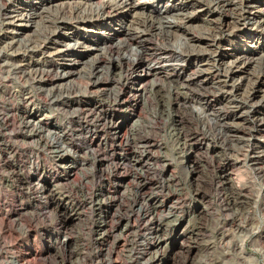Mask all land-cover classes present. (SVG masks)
I'll return each mask as SVG.
<instances>
[{
  "label": "rangeland",
  "instance_id": "1",
  "mask_svg": "<svg viewBox=\"0 0 264 264\" xmlns=\"http://www.w3.org/2000/svg\"><path fill=\"white\" fill-rule=\"evenodd\" d=\"M97 1L9 2L14 14L11 13V19L3 20V23L10 20L11 24H2L1 31L8 38L15 37L14 42L22 41L25 47L18 48L17 52L7 53V57L11 55L13 60L6 58L4 64H7L6 70L11 71L13 81L4 82L3 76L9 73L3 71V76L0 74V106L9 109L10 105L14 104V108H23L27 115L10 120L0 119V264H264V177L250 167L249 157L241 158L240 163L233 162L235 167L229 177L238 180V175L242 176L239 180L247 187L251 205L245 212H237L234 209L224 211L222 196L216 189L220 174L215 156L219 155L220 148L218 140L214 138L218 133H215L213 128L203 126V115L196 120L202 108L197 101H192L187 108H181L169 98L168 112L171 114H168V117L166 111L161 113L160 106L151 101V84L154 80L151 76L145 80L146 87L139 93L145 96V104L139 99L123 105L122 109L113 108L110 111L105 108V112H109V120L113 118L115 123L112 126L113 132L119 125L120 129L116 132L120 140L126 136L131 139L129 130L138 123L143 127L141 130L145 132L137 131L132 134L137 142V138L148 137L152 145L150 159L142 166L134 167L121 160L124 155L129 159L135 152H139V144L138 151L134 145L128 151V147L123 145L124 143L119 145V141L112 147V143L107 140L104 146V132L98 136L99 147L91 145L87 148L82 144V141L89 143L91 140L83 130L102 123L101 116L93 115L89 110L94 106L89 104L96 103L99 99L85 96V88L71 85H76L79 75L88 73L91 61L103 55L104 51L101 49L105 39L110 36L108 29H140L134 22L140 18L138 11L141 10L113 16L100 24L92 20L90 23L78 25L69 22L67 26L53 29L47 21L58 12L60 16L63 9L76 10L82 18L92 16V11L98 5ZM255 1L258 4L253 9L256 12L254 20V17L246 16L233 23L231 18L221 15L225 35L217 47L205 46L202 43L197 45L196 41L191 40L193 32L201 36L210 33L208 28L217 14L207 5L197 8L190 0H101V3H118L117 6L121 10L126 2L145 3L151 10H169L165 15L170 22H180L179 15H176L179 11L192 13L195 18L186 26L187 29L176 28V32H172L174 34L168 37V42L178 52L193 48L194 51H206L205 53L209 54L217 50L223 60L222 63H217L216 67L219 66L222 70L228 67L233 69V72L226 78L225 83H220L221 87H211L226 92V97L233 98L235 95L244 97L247 91L254 87L255 75L262 70V66L264 69V34L258 29L255 30L256 25L264 21V0ZM209 9L211 11H208ZM48 16L51 17L47 18ZM52 31H55L52 40L47 42L45 49L39 48L43 50L36 52L35 56L21 50H31L34 43L42 42L43 33ZM146 35L155 38V32ZM119 38H115L114 45L118 43ZM96 42L98 45L94 47ZM132 47L134 48V45ZM17 56L20 58L14 60ZM44 60H52L56 67H59L58 72L52 68L49 70L47 75L50 78L57 73H64L60 70L61 67H70L74 73L66 81L52 85L14 80L19 76L15 77L12 73L20 67H24L27 73H31V77L39 80L41 74L39 71L35 73L34 68L42 69ZM191 62L193 67L198 66V61L194 58ZM15 63V66L9 65ZM201 66L204 68L203 76L207 79L214 80L222 74L212 67V63ZM10 67L13 69L10 70ZM152 67L159 68L158 65ZM117 74L114 72L115 76ZM42 77L47 78L43 75ZM235 88L239 90L234 95ZM104 90L111 93L112 86ZM258 90L255 98H264V85ZM77 102L81 104L78 106ZM77 107L83 112L72 116L70 112ZM219 107L215 104V110ZM260 115L264 116V106ZM123 117L129 119L127 125L122 124ZM179 119L183 122L178 125L175 120ZM239 121L235 120V123ZM106 125L109 132L111 127L108 121ZM36 128L38 132H32ZM179 130L182 132L179 133ZM256 141L264 144V138L257 137L254 142ZM44 142H50L57 150L62 148L59 150L61 152L68 150V154L58 155L53 147H45L42 144ZM206 148H209L207 152ZM260 152H264V146ZM118 163L120 169L117 172L125 175V179L122 186L113 193L114 199L109 200L105 188L110 180L105 174L114 172L113 168ZM191 164L195 167L194 172L188 168ZM45 171L48 173H44ZM142 172L144 180L150 184L137 193L135 177L142 181ZM34 187H43L46 193L34 191ZM50 190L62 196V199L59 198L62 200L61 209H67L66 214H63L60 208L57 210L47 203L46 197ZM99 191L102 193H98ZM151 193L158 195L159 201L167 200L165 205H174L177 221L173 223L174 227L166 241L158 247L152 245L145 258L139 259L144 248V235L155 230H158L156 235L159 238L167 234L163 230L165 222H159L157 217L153 219L155 224L152 228L148 226L147 220L146 223L145 220L141 221L142 215L152 213L151 206L146 205ZM93 194L96 198L91 203ZM139 206H142V212H139ZM98 212L103 215H97ZM153 215L155 216V213ZM102 219L107 222V230L111 231V227H117L115 232L106 233L103 237L101 231L95 230V223ZM144 223L152 230L145 231ZM138 224L142 227H138ZM183 232H186V238L182 241L179 238ZM223 234L227 235L226 240H222ZM162 254L165 256L162 257ZM156 255H159L158 258L148 263V259Z\"/></svg>",
  "mask_w": 264,
  "mask_h": 264
},
{
  "label": "bare ground",
  "instance_id": "2",
  "mask_svg": "<svg viewBox=\"0 0 264 264\" xmlns=\"http://www.w3.org/2000/svg\"><path fill=\"white\" fill-rule=\"evenodd\" d=\"M9 2L10 0H0V74L3 76V71L4 73H9L7 76L4 75L3 78L2 77L0 78H2L4 82L6 83L13 81V79L11 78L12 76L10 75L11 71L10 72L7 71L6 70L7 64H4L5 63L4 61H6L5 60L6 58H9V59L12 58L11 55H8L7 57V53L11 51H16V50L18 51L19 50L18 48L25 47L22 44L23 43L22 41L19 42L18 40L17 42H14L13 40L15 37L8 38V36L3 34V32L1 31V28L3 26L2 24H5V25L11 24V21L9 19H8L9 21H5V23H3V20H6L7 18L11 19V16H12L11 13H13V9H11V6H9ZM97 2H98V5L92 11L93 13L92 16L88 14L89 16L82 18L79 16L76 10L71 11L70 9L69 11L67 9H63L60 12V16L58 15L59 14L58 12L56 15L52 17L51 16L47 17V18L51 17L50 18L51 20L47 21L48 22L47 24H49L51 28L56 29L58 27L67 26L66 24L69 22H73L72 24L74 25L87 24L92 21L94 23L100 24L106 19H111L113 16L117 17L120 14L126 15L129 12L135 11L137 9L141 10V11H138L139 13L137 12L140 18L134 22L136 27L140 28L138 29V31L137 29H134L133 27L126 28L122 31L116 30L114 28L113 29L107 28L108 31L110 32L108 33L110 34V36H108L105 39L104 46L101 49L104 51L103 55L91 61L89 70H87L88 73L85 72L87 76L86 74L79 75L78 77L79 79L75 82L76 85H71V86H78V87L81 86L85 88V90L83 89L85 91L84 93L85 96H88L91 98L94 97L96 99H99L98 102L96 103L91 102L89 104V105H94L93 107L89 108V110L91 111L93 115L98 116L99 114L101 116L100 122L102 123L101 125L96 124L95 126L93 125V127L90 126L91 128L87 127L83 130L86 137L91 138V140L89 143H83L82 141V144L87 148L89 146L91 147V145L99 147L100 142L98 140L99 138L98 136H100V134L104 132L106 134L104 138L105 139L104 146H106L105 144L107 143V140L108 142L110 141L112 143V147H113V144L119 141L120 142L119 145L120 144L122 145L124 143L123 145L127 146L128 147L127 149L129 151V148H132V145H134V148L137 149V145L139 144V148H138L139 152H135V154L130 156L129 159L127 158V156L124 155V157L122 156L121 160L126 161V163H129L131 164V166H134V167L144 165V163H146L150 159L149 158L151 154L150 148L152 147L151 142L148 137H143L139 139L137 138L138 142L135 141L136 138L134 140L132 137L133 133L135 132L137 133V131L139 132L142 131L141 129L143 127L141 126V124L138 123L130 130L128 129L129 133L131 134V139H129L128 136H126L125 138L123 137V139L120 140L119 135L116 132L117 130L120 129L119 125L116 124L117 125V128L115 129L116 131L113 132L112 126L113 124L115 125V123L113 122V118L109 120L108 118L109 112L108 113L105 112L106 111L105 108H109L110 111H112L113 108L122 109L123 105H127L129 104V102L139 100V99L143 104H145V100H146L145 96H143L142 94L139 95V93L143 88L146 87L145 80L148 77L153 76L154 80L151 84V88H153V97L151 101L154 104H157L160 106V108L162 109L160 111L161 113L166 111L167 116L169 117V115L171 114L170 111L168 112L170 103H167V102L171 98L173 100V103L177 104L178 107L181 106V108L182 107L187 108L188 105H190L192 101H197L198 103H200V106L202 107L201 113L197 115L196 120L199 119V116L203 115L201 116L203 118V124H204L203 126L213 128L215 129L214 132L218 133L217 137L214 138L216 139V141L218 140L217 142H219L218 144L220 148L219 155L215 156L216 163H217L216 165L219 169V174H220L219 180H217L216 189L222 196V203H224L223 205L224 211H229V209H234L237 212L238 211H241V212L248 211L251 205L250 204L251 199L249 198V193H248L246 185H244L242 181L239 180L240 178H242V176L240 174L239 175L237 174L239 178L238 180L237 179L234 180L233 178L231 179L229 177V173L232 172L233 170L232 168L235 167L233 166V162L240 163L241 158L249 157L248 163L250 167H252L256 171V173L264 177V167H262V165L264 164V155L259 156L260 155L259 153L264 154V152H260L264 144L257 143V141L256 143L254 142V140L257 137L264 138V116L260 115V112L262 111L263 106H264V98H261V99L255 98V95L259 91L258 89L264 85L263 66H262V70L258 72L254 77V80H255L253 82L254 87H251V89L247 91L244 97H238L237 95H235V92L239 90V88H235L234 93H233L235 96L233 98L232 97L228 98L225 96L226 92L215 90L211 87V86L214 87L215 85L220 86V83H225L226 78H229L233 72V69L228 68V67L225 70L224 69L222 70V68H220L219 66L218 68L216 67V64L217 63L219 64L220 62L222 63V60H223V57L217 50H214L209 54L205 53L206 51L205 52L204 51H194L193 48L192 50L178 52L173 47V45L170 42H168L169 41L168 37L169 36L171 37V35L174 34L172 32H174L176 28L187 29L186 26L189 25L195 18L192 15V13H189L186 11L185 12L179 11L180 13L178 12V14L176 15H179L180 22H170L167 19V16L165 15V13L168 12L169 10H166V11L151 10V8L149 9V7H147L145 3L138 2L137 4H134L131 2L130 3L123 2L124 9L121 10L117 6L118 3H114V2H112L114 4L110 2L101 3V0H98ZM190 3H192V5H195L197 8H201V7L203 8L204 5H207V7L209 6L210 9H212V11H215L217 14L214 21L210 24L213 27L211 26H209V28L207 27L208 30H210V33H208L205 36H201V34L198 35L195 32H193L191 34V40L196 41L197 45H200V43H202L205 46L207 45V46H216V47L221 42L222 38L225 35L224 31L222 30L224 22L222 21L221 15L228 16L229 18L232 19L233 23L238 22V20L244 19L246 16H252L254 18L252 17L251 18L252 20H254L256 12H254L255 10L253 9L258 4L255 0H240V2L238 3L235 0H190ZM122 5L123 4H121V6ZM210 9L208 11H211ZM190 29H191V26H190ZM257 29L259 31H262L264 34V21L256 25L255 30ZM151 32H155V36H154L155 38L147 37L146 34L151 33ZM54 34H55V31L48 32V33L45 32L43 33L42 42L38 43L40 45L36 44L37 42L35 41L36 43L34 44L36 46L33 45L34 47H32L31 50H29V48H22L21 50L31 55L36 54V52H41L43 49H45L47 42L52 40L51 38L54 36ZM119 37H122V39H120ZM115 38H119V40H118V43L114 45L113 41L115 40ZM8 39H10L9 42L7 41ZM50 45H51V42H50ZM97 45H98V42L93 44L94 47ZM133 45H134V48L132 47ZM41 47L43 49H39ZM18 58L20 57L17 56L16 58H14V60ZM193 58L198 61L197 62L198 66L193 67V63L191 62ZM2 63H3V66H1ZM16 63L9 64V65L15 66L17 65ZM44 63L45 64L43 63L41 64L42 69L40 68H34L35 70L33 69L35 73L38 71L40 72L41 78L39 80H37L36 78H33V76L31 77L30 76L31 73L30 74L27 73V70L24 67L16 68L17 66L15 67L16 69L12 74H14L15 77L19 76V78L16 77V79L14 80L19 81V82L28 81L31 84L43 85L44 83H48L52 85L57 82L66 81V79L74 73L70 67H61L60 70H63L62 72L64 73L62 74L57 73L55 76H52V78H50L47 75L50 72L49 70L52 68V70H56L58 72L59 67H56V65L53 63L52 60H44ZM210 63H212V67L216 68L217 72L222 73L220 76H218L214 80L207 79V77L203 76L204 68H202L201 65L210 64ZM19 64H18V67H19ZM167 64H169L168 67H167ZM152 65H158L159 68L154 69ZM34 67H38V66H34ZM167 68L169 69L167 70ZM11 69L13 68L10 67V70ZM114 72L118 73L117 76L114 75ZM140 74H142V76H140ZM42 75L47 78H43ZM108 86H112L111 93H106L104 90V88ZM20 94H23V93H20ZM45 95L46 97L48 96V94H45ZM57 95L59 96V94ZM57 95H56V98H57ZM56 98L54 97L53 99L56 100ZM79 103L81 104V102H77L76 104L78 105ZM215 104L217 106H220L218 110H215ZM13 105L11 104L10 105L11 107L9 109H5L6 107L4 108L3 106L2 107L0 106V108H2L0 110V119L10 120V119L16 118L17 116L20 117L21 115L26 114V111L23 108H14ZM77 108L70 112L72 116L73 115L75 116L83 112L82 110H80L81 108H78V109ZM192 118L195 119L194 117ZM128 120L129 119L123 117L121 119V122L122 124L124 123L127 125ZM235 120H240V121L235 123ZM106 121H108V125L111 127L109 131L110 133L108 132L109 128L106 125ZM175 121H178V122H175L176 124L178 123V125L182 124L183 122L182 119L175 120ZM33 130L32 132H36V133L38 132V128L33 129ZM196 131H197V128H196ZM181 132L182 131L179 130V133ZM50 142L49 143L44 142L42 144H44L45 147L49 149L53 147L54 150H56L55 153L58 155L61 153L62 155L66 153L68 154V150L67 152L65 151V153L61 152L59 150H61L62 148L61 149L58 148L59 150H57L55 146H53V144H51ZM207 149L209 148H206V152H207ZM119 163L118 165L114 166L113 168L114 172H111V173L109 172L105 174L107 179L110 180L108 183V186L105 188L107 189L105 190V192H107L109 200L114 199L115 196L113 195V193H115L122 186V181L125 179L124 177L125 175H123L120 172H117L118 169H120ZM188 166H189L188 167L189 169H192L191 172H194L195 167L192 164ZM44 173H48V171L47 172L45 171ZM141 177L143 179L142 181H139V179L135 177V180H136L135 191L137 193L147 188L148 184H150L146 180H144L143 172L141 174ZM24 181L26 182L27 185L29 184L27 180H24ZM54 187L55 189L57 188V186H54ZM33 189L34 191H37L43 194L46 193V190H44L43 187L41 188L34 187ZM111 189L112 191L110 192ZM48 192H49V195L47 193L48 197H46L47 203L54 206V208H56L57 210H59V208L61 209L62 200L60 199H62L61 198L62 196L57 195L53 190L52 191L50 190ZM98 193L101 194L102 191H99ZM98 193H95V194L97 195ZM95 194H93V197L90 196L91 203L94 202L96 198ZM168 199H170V197ZM165 202H167V200L159 201V196L154 193L153 194L151 193V195L146 200V205L151 206L152 213L151 215H146V214L142 215L141 221L145 220V223H146V220H147L148 221L147 223H149L148 226L152 228V226H154L155 224L154 222L155 217H157V220L159 222L161 221L165 222V229L163 230L166 231L167 234L165 233L163 237L159 238L157 236L158 230H155L153 233L148 232V231H151L152 229L150 228L148 229L147 224L144 223L145 225L143 224V227H144L143 229H145V231H147L148 233L143 236L142 244L144 248H143L142 253L140 254L139 259L145 258V256L148 254V251L150 247H152V245L158 247L160 246L161 243L166 241V239L169 237V232L172 231L174 227L173 223L177 221V215L175 214L174 205L172 204L171 206L170 205L167 206L165 205ZM164 210H166L165 212L166 214L164 213ZM61 212H64L63 214H66V212L68 211L67 209L63 208L61 209ZM73 212L74 210L72 211V213ZM139 212H142V206H139ZM153 213H155V216L153 215ZM99 214L103 215L102 212L97 213V215ZM150 216H152V218H150ZM106 223L107 222H105L103 219L95 223V230L101 231L103 237L106 233H109L112 231L115 232V230L117 229V227H111V231L107 230L108 228L106 229ZM138 227L141 228L142 226L138 224ZM185 233L186 232H183L179 238V239H182V241L186 238ZM226 238H227V235L223 234L222 240L223 239L226 240ZM62 246H64V243ZM155 254H159V253H155ZM163 255L164 254H162V257ZM158 256L156 255L148 259L149 260L148 263L149 262L152 263L156 258H158Z\"/></svg>",
  "mask_w": 264,
  "mask_h": 264
}]
</instances>
